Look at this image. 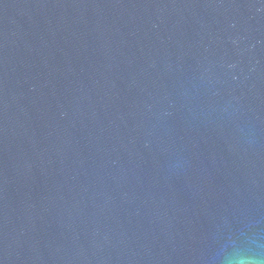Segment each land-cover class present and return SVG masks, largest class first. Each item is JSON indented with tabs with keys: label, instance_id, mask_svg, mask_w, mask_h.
<instances>
[{
	"label": "water",
	"instance_id": "obj_1",
	"mask_svg": "<svg viewBox=\"0 0 264 264\" xmlns=\"http://www.w3.org/2000/svg\"><path fill=\"white\" fill-rule=\"evenodd\" d=\"M0 264H264V0H0Z\"/></svg>",
	"mask_w": 264,
	"mask_h": 264
}]
</instances>
